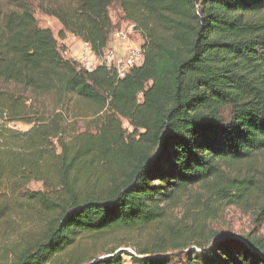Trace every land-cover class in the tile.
<instances>
[{
  "label": "trees",
  "instance_id": "1",
  "mask_svg": "<svg viewBox=\"0 0 264 264\" xmlns=\"http://www.w3.org/2000/svg\"><path fill=\"white\" fill-rule=\"evenodd\" d=\"M35 9L96 55L132 23L144 62L88 72ZM72 102L94 132L68 128ZM209 202L264 222V0H0V264H264V233L192 228Z\"/></svg>",
  "mask_w": 264,
  "mask_h": 264
},
{
  "label": "rangeland",
  "instance_id": "2",
  "mask_svg": "<svg viewBox=\"0 0 264 264\" xmlns=\"http://www.w3.org/2000/svg\"><path fill=\"white\" fill-rule=\"evenodd\" d=\"M109 15L113 21H118V19L122 16L120 8L113 4L109 9ZM34 16L37 20V23L40 27L49 28L54 36L57 38V46L60 52L63 54V51L72 52L76 50V46H73L72 43V35L66 34L64 38L57 37V33L61 29V25L57 19L54 17L45 15L41 13L38 9L34 10ZM69 44V45H68ZM73 46V47H72ZM67 57V53L64 54ZM43 102L51 108V97L45 96L42 98ZM63 114L66 116L68 120V128L73 129L75 131H92L94 132L96 120H99L102 116V113L95 114L82 102L79 103H70L66 110H63ZM109 114V112H108ZM109 118V115H108ZM115 118H118L115 116ZM114 118V120H115ZM120 129L119 132L121 135L128 134L132 131V127L129 125L128 121L123 118H119ZM118 121L117 119L115 120ZM18 129H27L28 126L25 124H16ZM111 125H108V129H111ZM33 190L40 189L39 182H32L29 186ZM194 190H199V187H195ZM200 199V198H199ZM200 200L206 202L205 198H201ZM209 208L205 209V215L202 213V210L196 208V204H193L192 212L187 214V217L191 220H199L198 224L194 228L195 230H200L203 234H209L211 232H217L221 234H229L239 237L240 235H244L248 232H252L254 234H262L264 233V222H254L253 221V211L254 209L251 204L247 208H239L237 206L225 205L223 202L221 203H213L209 202ZM198 207V206H197ZM174 215L176 217H180L183 215L184 211H182V207H177L173 210ZM36 220L33 217L26 218L19 224L20 231H27L32 227L33 221ZM190 220L188 222H190ZM190 227V228H191ZM10 240L15 241L16 238L12 237ZM127 250L132 252L131 247H127ZM179 256H182V253H178ZM181 260V259H180ZM180 260H176L172 262V264H178Z\"/></svg>",
  "mask_w": 264,
  "mask_h": 264
},
{
  "label": "built area",
  "instance_id": "3",
  "mask_svg": "<svg viewBox=\"0 0 264 264\" xmlns=\"http://www.w3.org/2000/svg\"><path fill=\"white\" fill-rule=\"evenodd\" d=\"M72 39L76 50L63 51V55L67 53L68 58L75 60L88 72L102 66L120 78L144 62V52L141 47L143 40L132 23H126L115 29L100 55L94 53L89 43L75 36H72Z\"/></svg>",
  "mask_w": 264,
  "mask_h": 264
},
{
  "label": "water",
  "instance_id": "4",
  "mask_svg": "<svg viewBox=\"0 0 264 264\" xmlns=\"http://www.w3.org/2000/svg\"><path fill=\"white\" fill-rule=\"evenodd\" d=\"M221 238L220 239H230V238H238L237 236H234V235H225V234H221Z\"/></svg>",
  "mask_w": 264,
  "mask_h": 264
}]
</instances>
